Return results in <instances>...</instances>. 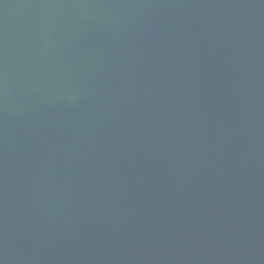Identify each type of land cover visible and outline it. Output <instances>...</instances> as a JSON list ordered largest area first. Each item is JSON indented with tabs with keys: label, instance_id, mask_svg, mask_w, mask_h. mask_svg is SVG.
<instances>
[{
	"label": "water",
	"instance_id": "95a60500",
	"mask_svg": "<svg viewBox=\"0 0 264 264\" xmlns=\"http://www.w3.org/2000/svg\"><path fill=\"white\" fill-rule=\"evenodd\" d=\"M0 264H264V0H0Z\"/></svg>",
	"mask_w": 264,
	"mask_h": 264
}]
</instances>
